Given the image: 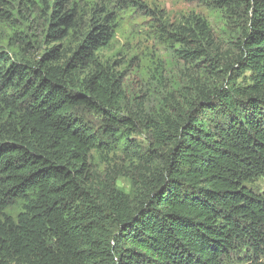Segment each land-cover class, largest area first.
<instances>
[{
	"label": "trees",
	"instance_id": "16d2710c",
	"mask_svg": "<svg viewBox=\"0 0 264 264\" xmlns=\"http://www.w3.org/2000/svg\"><path fill=\"white\" fill-rule=\"evenodd\" d=\"M69 1L52 4L54 41L77 28ZM221 2L240 10L237 62L251 83L203 91L164 121V164L135 200L90 186L92 149L129 145L135 126L105 76L78 74L110 40L109 14L66 59L57 46L25 62L0 49V264H223L239 251L264 264V194L246 185L264 177V0ZM186 44L178 55L199 63L204 49ZM79 107L105 115L107 140ZM20 200L17 219L5 214Z\"/></svg>",
	"mask_w": 264,
	"mask_h": 264
},
{
	"label": "rangeland",
	"instance_id": "374dc122",
	"mask_svg": "<svg viewBox=\"0 0 264 264\" xmlns=\"http://www.w3.org/2000/svg\"><path fill=\"white\" fill-rule=\"evenodd\" d=\"M6 1L0 5L9 13L8 17L0 14V49L18 62L39 60L54 46L63 59L69 58L90 26L109 14L110 40L95 51L91 62L79 67L78 74L81 81L96 72L105 76L120 93L115 112L134 113L135 126L129 145L109 143L110 148L92 149L90 186L96 192L115 185L135 200L150 174L164 164L168 145L159 147L156 138L157 129H166L164 121L176 120V111L189 109L203 91L231 86L232 80L235 86L251 83L250 71L240 72L243 65L237 62L240 10L226 7L221 0H70L69 6L77 12V28L61 41L48 35L55 0ZM186 43L204 49L199 63L178 55L179 49L189 48ZM76 115L107 140L103 113L79 107ZM246 185L264 194V177ZM23 206L20 200L3 211L17 219ZM239 252L223 264H249L244 262L245 253Z\"/></svg>",
	"mask_w": 264,
	"mask_h": 264
}]
</instances>
